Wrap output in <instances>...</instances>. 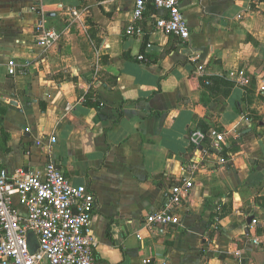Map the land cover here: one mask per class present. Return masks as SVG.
I'll use <instances>...</instances> for the list:
<instances>
[{
  "label": "crops",
  "instance_id": "0c3cea01",
  "mask_svg": "<svg viewBox=\"0 0 264 264\" xmlns=\"http://www.w3.org/2000/svg\"><path fill=\"white\" fill-rule=\"evenodd\" d=\"M180 6L188 41L154 26L166 13L152 3L128 35L131 0H0L2 165L41 173L51 160L93 190L96 264H264V0ZM40 26L59 32L47 48ZM200 125L222 142L190 145ZM183 172L180 223L148 228Z\"/></svg>",
  "mask_w": 264,
  "mask_h": 264
},
{
  "label": "built area",
  "instance_id": "2783aa9c",
  "mask_svg": "<svg viewBox=\"0 0 264 264\" xmlns=\"http://www.w3.org/2000/svg\"><path fill=\"white\" fill-rule=\"evenodd\" d=\"M131 1L133 7L126 34H143V12L152 3L166 13L154 18L158 30L181 41L190 40V29L181 11L182 0ZM85 13L83 9H70L69 24H82ZM36 31L37 43L43 48L59 38V32L53 28L40 26ZM9 65L14 62L9 61ZM230 76L240 84L247 82L234 72ZM260 89L264 90V79ZM210 135L215 144L222 142V133L212 130ZM204 138L202 131L194 130L188 141L197 146ZM55 141V136H50L49 142ZM36 144L41 145L42 141L37 140ZM218 161L225 162L223 158ZM190 167L197 168L196 164ZM192 186V177L183 172L170 187L162 206L146 214L145 225L152 228L179 224V209ZM96 201L91 188L72 184L54 161H48L41 173L18 170L9 174L0 159V264H96L97 240L90 233Z\"/></svg>",
  "mask_w": 264,
  "mask_h": 264
},
{
  "label": "trees",
  "instance_id": "16d2710c",
  "mask_svg": "<svg viewBox=\"0 0 264 264\" xmlns=\"http://www.w3.org/2000/svg\"><path fill=\"white\" fill-rule=\"evenodd\" d=\"M85 101H86L85 103H87L89 105H93L96 108H100L101 107V104H100L99 100L97 99V97L96 98L95 97L94 98H91V96H89ZM124 103H125V101L121 103L120 107H122ZM199 130L204 133V135H205L206 138L210 134L209 130L207 128L203 127V126H201V128Z\"/></svg>",
  "mask_w": 264,
  "mask_h": 264
},
{
  "label": "water",
  "instance_id": "95a60500",
  "mask_svg": "<svg viewBox=\"0 0 264 264\" xmlns=\"http://www.w3.org/2000/svg\"><path fill=\"white\" fill-rule=\"evenodd\" d=\"M14 103H16V102H14ZM251 219H252V218H251V217H249V218H248V221H251ZM30 249H31V251H33V250H34V246H33V245H31V246H30Z\"/></svg>",
  "mask_w": 264,
  "mask_h": 264
}]
</instances>
